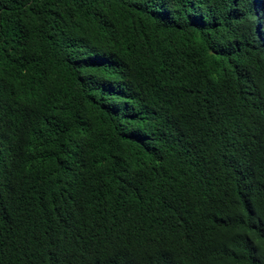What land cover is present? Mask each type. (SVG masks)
Segmentation results:
<instances>
[{"label":"trees","instance_id":"16d2710c","mask_svg":"<svg viewBox=\"0 0 264 264\" xmlns=\"http://www.w3.org/2000/svg\"><path fill=\"white\" fill-rule=\"evenodd\" d=\"M0 264H264V0H0Z\"/></svg>","mask_w":264,"mask_h":264}]
</instances>
